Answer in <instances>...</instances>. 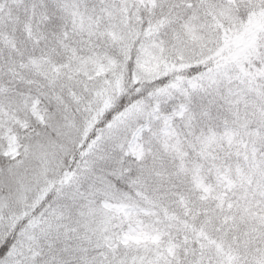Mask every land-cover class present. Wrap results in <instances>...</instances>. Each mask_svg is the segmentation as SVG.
I'll list each match as a JSON object with an SVG mask.
<instances>
[{"label": "trees", "instance_id": "trees-1", "mask_svg": "<svg viewBox=\"0 0 264 264\" xmlns=\"http://www.w3.org/2000/svg\"><path fill=\"white\" fill-rule=\"evenodd\" d=\"M35 1L42 4L39 11L37 7L21 11L15 0H0V7L4 6L0 10V101L15 117L25 118L28 125L33 126L35 121L29 114L27 102L39 95L45 102L47 114L49 109L53 110L52 114L58 118L67 136L75 138L81 128L91 127L106 107L115 105L121 95L131 98L135 91L132 90L130 76L127 79L125 73V82L129 84L119 89L108 104L90 106L85 94L82 93L80 98L77 88L68 84L62 69L72 49L84 53L89 45L91 48L95 45L96 40L92 34L88 39L87 30L74 24L68 12L64 11L62 0H51L53 4L47 2L50 0ZM139 1L143 5L144 23L139 32L131 36L134 51L141 41L159 31L161 15H158V21H154L152 15L156 13L155 9L165 5L162 16L170 15L171 23L176 2ZM229 2L236 10L240 9L244 18L243 27L251 36L225 49L223 55L226 58H214L208 69L223 62H233L245 73L252 89L257 90L260 112L254 127L257 130V144L253 146L256 150L250 149L246 131L230 142L199 144L193 137L200 129L194 124L192 133L183 136L182 158L156 142L145 159H128L121 165L119 151L108 152L97 148L90 159L103 155L107 157V165L117 169L118 174L121 167L125 175L129 169L133 172L128 188H114L104 193L90 186L82 187V175L71 182L64 180L61 183V169L71 165V149L56 144L51 152L56 158L58 172L47 176L46 188L39 189L36 195L40 203L55 183L52 203L56 218L51 220L50 226L39 224L24 236L22 251L28 264H84L89 245L86 242L94 238L97 234L94 231L98 228L90 230L89 227L96 224L92 222L88 226L86 219L88 216H108L100 206L103 200L155 209L167 230L164 238L176 245L170 264H264V198L259 199V194L251 191V186L258 184V175L246 171V165L251 166L249 168L253 169V173L264 169V54L254 40L255 36L264 32V12L250 7L254 0ZM29 3L30 0L25 6ZM102 3L85 0L86 10L97 12ZM249 9L255 13L250 14ZM147 25L150 28L146 30ZM190 75L182 67L167 70L153 79L140 80V90L148 88L149 93L138 101L150 100L174 83H186L192 80ZM164 77L167 81L162 86L157 80ZM74 104L80 105V108ZM201 117L197 116L199 121ZM188 129H185V134ZM71 131L73 134L69 133ZM18 135L21 143L19 157L13 160L0 152V171L13 177L8 182L0 181V199H5L4 205L10 208L13 197L32 196L30 183L34 167L39 163L37 151H30L28 146L31 132L19 129ZM79 142H84L82 137ZM55 161L49 160L48 163ZM194 168L209 185L208 194L196 186ZM239 170L245 176L240 175ZM11 211L12 215L21 213L18 206ZM4 217L16 223L23 215ZM102 225L107 228V224ZM139 247L128 248H136L137 251ZM33 250L37 254L32 259Z\"/></svg>", "mask_w": 264, "mask_h": 264}, {"label": "rangeland", "instance_id": "rangeland-1", "mask_svg": "<svg viewBox=\"0 0 264 264\" xmlns=\"http://www.w3.org/2000/svg\"><path fill=\"white\" fill-rule=\"evenodd\" d=\"M15 1L21 11L36 7L39 11L42 6L35 0H30L28 6H25V3L29 0ZM47 2L53 4L51 0ZM99 2H103L99 11L90 12L86 10L85 0H62L64 11L68 12L74 24L87 30L88 39L89 34H92L96 40L95 45L92 48L89 45L84 53L72 49L71 56L62 69L68 84L77 88L80 98L82 93L85 94L90 106L102 107L108 104L119 89L129 84L125 82V73L127 79L130 76L131 82L133 75L140 81L153 79L167 70L182 68L188 63L204 62L209 55L208 48L214 47V33L221 21L224 22L225 32L229 36L239 35V41L246 40L248 35L251 36L243 27L244 18L240 9L236 10L229 0H202L197 11L187 9L188 0H176L171 23L170 15L162 16L166 10L165 5H161L159 10L154 8L156 13L152 15L153 20L158 21V15H161L159 31L141 41L134 51L131 36L137 34L144 23L141 1ZM250 7L255 11L264 12V0H254L253 6ZM2 9L3 5L0 7V10ZM249 10L250 14L255 13L253 9ZM150 24L152 25V22ZM145 28L147 30L150 26ZM201 37L210 41L206 47L200 46ZM254 40L264 54V32L255 36ZM181 54L183 60L179 59ZM78 106L76 107L80 108ZM259 106L257 90L252 89L245 73L236 64L227 61L209 68L201 76L186 83L170 85L150 100L137 101L132 109L119 118L117 126L121 134L130 135V143L137 149L138 161L147 157L152 144L156 145V142L182 158L183 136L192 133L193 124L200 129L193 137L199 144L230 142L246 131L250 149L255 151L253 146L257 144V130L254 127L260 112ZM27 109L32 117L34 110L48 115L45 102L39 95L27 102ZM195 112H198L197 116H202L200 121ZM25 124H28L25 118L21 120L15 117L0 101L1 153L7 150L9 135L18 138V130L26 129ZM186 128L190 129L186 130L185 134ZM69 133L73 134L72 131ZM97 148L108 152L119 151L118 144L107 130H104V140ZM52 153L50 151L45 157L37 151L39 163L34 167L29 190L32 196L13 197L11 208L18 206L21 213L12 215L11 208L4 205L6 200L0 199V216H24L39 204V198L36 196L38 190L46 188L45 181L50 173L58 172L55 168L56 158ZM49 160L55 163L49 164ZM246 167L248 173L258 175L259 178L258 184L251 186V191L257 192L259 199L264 198V169L253 173L250 165ZM194 172L196 186L208 194L209 185L204 182L196 168ZM239 172L245 176L240 170ZM61 195L63 196V193ZM100 206L108 216L87 217L85 224H96L89 229L92 230L96 226L98 228L94 231L97 233L94 238L86 242L89 245L85 251L87 261L84 264H170L176 245L167 237L164 238L167 230L155 209L107 200L101 201ZM102 224H107V228ZM75 234L79 235L77 232ZM130 246L140 247L136 251V248L129 249ZM36 254L33 250L31 258H36Z\"/></svg>", "mask_w": 264, "mask_h": 264}, {"label": "snow or ice", "instance_id": "snow-or-ice-1", "mask_svg": "<svg viewBox=\"0 0 264 264\" xmlns=\"http://www.w3.org/2000/svg\"><path fill=\"white\" fill-rule=\"evenodd\" d=\"M202 0H188L187 9L197 11L200 8ZM239 35L236 37L229 36L224 29V22L221 21L218 29L214 33V47L208 48L209 55L204 60V63L183 65V68L191 73L189 79H195L208 70V67L213 63L214 58L225 59L223 53L225 49L238 44ZM204 37L200 38V46L206 47L209 43ZM180 60L184 57L181 54ZM129 63V67H131ZM167 77L158 78L157 83L166 85ZM132 86L135 95L129 98L127 95H121L115 105H109L105 111L100 114L96 122L91 127L81 128L80 134L71 138L68 137L64 127L61 125L58 118L52 114L53 110L49 109V114L45 116L38 110H34L32 119L35 121L33 126L25 124L24 127L31 132L29 149L30 151H39L47 157L53 147L57 144L62 148L71 149V165L61 169L63 180L71 182L73 178L83 176L81 186H90L97 191L104 193L111 192L114 188H128L129 181L133 176L131 169L128 174H124V169L121 167L119 174L117 169L107 165V157L101 155L96 159H90L93 153L97 150V145L104 140V130L113 136L119 147L121 156V165L125 160H137L138 154L136 146L130 143V135H123L118 128L119 118L123 117L141 97L149 93V89L140 90V83L132 76ZM86 132V134H85ZM83 143H80V139ZM78 145V147H77ZM6 151L3 153L6 157H11L15 160L20 156V143L17 137L9 135ZM67 164V156L65 157ZM13 177L5 171H0V181L8 182ZM56 185L53 183L52 190L45 193L44 198L33 209L31 215L27 212L24 216L12 223L10 219L0 216V264H28L24 259L22 251V240L30 229L34 230L39 224H47L50 226L51 220L56 218L55 205L52 203Z\"/></svg>", "mask_w": 264, "mask_h": 264}]
</instances>
